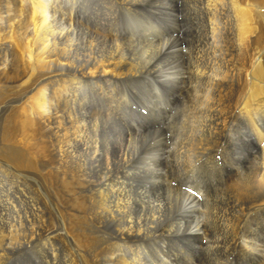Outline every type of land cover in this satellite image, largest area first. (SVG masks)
Wrapping results in <instances>:
<instances>
[{
  "label": "bare ground",
  "instance_id": "obj_1",
  "mask_svg": "<svg viewBox=\"0 0 264 264\" xmlns=\"http://www.w3.org/2000/svg\"><path fill=\"white\" fill-rule=\"evenodd\" d=\"M0 264H264V0H0Z\"/></svg>",
  "mask_w": 264,
  "mask_h": 264
},
{
  "label": "rangeland",
  "instance_id": "obj_2",
  "mask_svg": "<svg viewBox=\"0 0 264 264\" xmlns=\"http://www.w3.org/2000/svg\"><path fill=\"white\" fill-rule=\"evenodd\" d=\"M6 12H7V9H6ZM10 13H11V12H10ZM232 230H233V234H235L236 231H237L236 229H233V228H232ZM228 236H229V235H228ZM222 253H223V254H221V258H223V256H225V257L227 256L226 252H222ZM232 259H233V257L230 256V257H229V260H232Z\"/></svg>",
  "mask_w": 264,
  "mask_h": 264
}]
</instances>
